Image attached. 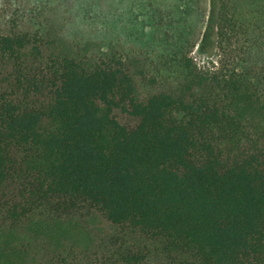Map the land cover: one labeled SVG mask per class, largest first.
Here are the masks:
<instances>
[{
  "label": "trees",
  "instance_id": "16d2710c",
  "mask_svg": "<svg viewBox=\"0 0 264 264\" xmlns=\"http://www.w3.org/2000/svg\"><path fill=\"white\" fill-rule=\"evenodd\" d=\"M207 4L0 20V264H264V0Z\"/></svg>",
  "mask_w": 264,
  "mask_h": 264
},
{
  "label": "rangeland",
  "instance_id": "374dc122",
  "mask_svg": "<svg viewBox=\"0 0 264 264\" xmlns=\"http://www.w3.org/2000/svg\"><path fill=\"white\" fill-rule=\"evenodd\" d=\"M203 5L207 8V0H0V20L20 17L23 10H42L58 27L75 30L86 24V11L92 12L90 17H95L100 26L106 23L112 40L145 51L149 16L159 20L161 15L184 24L189 37L190 28L198 20L197 7ZM98 14L106 17L100 19Z\"/></svg>",
  "mask_w": 264,
  "mask_h": 264
}]
</instances>
